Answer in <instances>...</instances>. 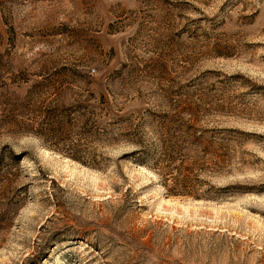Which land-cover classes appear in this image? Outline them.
Listing matches in <instances>:
<instances>
[{
	"label": "rangeland",
	"instance_id": "374dc122",
	"mask_svg": "<svg viewBox=\"0 0 264 264\" xmlns=\"http://www.w3.org/2000/svg\"><path fill=\"white\" fill-rule=\"evenodd\" d=\"M0 264H264V0H0Z\"/></svg>",
	"mask_w": 264,
	"mask_h": 264
},
{
	"label": "trees",
	"instance_id": "16d2710c",
	"mask_svg": "<svg viewBox=\"0 0 264 264\" xmlns=\"http://www.w3.org/2000/svg\"><path fill=\"white\" fill-rule=\"evenodd\" d=\"M179 182H177V180H176V184H178Z\"/></svg>",
	"mask_w": 264,
	"mask_h": 264
}]
</instances>
